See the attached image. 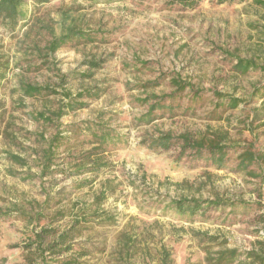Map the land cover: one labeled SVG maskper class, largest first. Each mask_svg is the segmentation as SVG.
I'll list each match as a JSON object with an SVG mask.
<instances>
[{"label": "rangeland", "instance_id": "rangeland-1", "mask_svg": "<svg viewBox=\"0 0 264 264\" xmlns=\"http://www.w3.org/2000/svg\"><path fill=\"white\" fill-rule=\"evenodd\" d=\"M193 1L28 0L25 20H0V264H211L219 250L252 248L264 179L238 156L264 147V0ZM70 33L80 39L48 49ZM238 60L257 68L240 73ZM171 78L204 101L162 99ZM23 84L45 90L25 96ZM216 93L238 106L214 107ZM158 103L154 120L137 121ZM86 126L116 140L81 158L98 145ZM167 133V148L149 146ZM182 135L216 140L227 156L217 165L204 149L181 155ZM54 136L62 144L46 165ZM182 198L226 204L190 215L169 206ZM60 233L73 239L40 254ZM232 264L252 262L241 254Z\"/></svg>", "mask_w": 264, "mask_h": 264}, {"label": "trees", "instance_id": "trees-1", "mask_svg": "<svg viewBox=\"0 0 264 264\" xmlns=\"http://www.w3.org/2000/svg\"><path fill=\"white\" fill-rule=\"evenodd\" d=\"M28 0H0V20L4 21L8 26H15L18 22L26 19V2ZM50 0H31V2L34 5H41ZM94 3H111L116 0H90ZM181 4H193V0H177ZM230 0H217V2L222 3ZM260 5H264V1H257ZM80 33H70L66 35H62L58 38H54L50 44L48 45V49L50 51H55L58 49L62 43L69 39V38H79L80 39ZM86 39V38H85ZM239 61V68L238 71L240 73H247L251 69H256L257 67L254 66L250 61ZM1 76V75H0ZM1 78V77H0ZM172 87L175 88V91L172 93H169L165 96H162L167 99H171L172 101L180 99L183 94L187 95V109H190L192 106H196L197 102L200 103L204 101L205 95H199L198 91H193L192 89L188 88L185 83H180L177 79H172L169 82ZM264 89V88H263ZM45 88L40 87L37 85H30V84H23L21 87L22 94L29 97H34L42 94L44 92ZM260 88H255V93H260ZM217 98L221 95L218 93L214 94ZM262 97H264V90L260 94ZM65 96H69V93H66ZM150 96L149 95L148 99ZM147 99V100H148ZM147 100L142 99L139 102H147ZM239 99L231 98V97H219L216 102L214 103V107L222 108L224 109H233L238 106ZM162 108V104H151L148 107V110L141 114L137 121L140 123H149L150 121L154 120L152 118L153 111L158 108ZM170 107V105H168ZM217 109L212 112V114H218ZM218 118H220V115H217ZM85 130H88V134L91 135V142L92 143H98L97 147H94L92 149H89L88 151H85L82 153L81 158H90L92 155H98L99 152H104L107 150L109 144H113V142L116 140L115 136L112 133H109L107 131H104L103 129L99 131L98 129H92L91 126H86ZM82 137H85L84 134H81ZM182 140L184 141V145L181 148L180 154L183 155L185 153L186 148H192L194 152L199 153L202 149H204L209 156L210 160L217 163V165H221V163L224 161L227 152V148L220 144L216 140H208L207 143H204L202 140H191L187 135H182ZM90 140V139H89ZM172 141V137L170 134H161L160 136L153 137L150 141L149 146L150 147H160V148H167ZM82 143V142H81ZM62 142H58V137H53L49 147H47L45 151V160L46 165L50 163V159L52 158L54 154V147H59L58 145H61ZM74 147L69 141L65 144L64 150L69 151ZM232 148V147H230ZM96 150H98L96 152ZM198 151V152H197ZM238 158L239 164L243 167H248L250 164L256 163L258 165H261L260 168V175L259 177H262L264 179V147L262 150H258L256 153H251L249 150L243 151L239 154ZM97 166L94 168H89V170H100V159H96L93 161ZM81 169L85 168H79L76 171H80ZM90 183V180H82L77 182L78 188H82ZM221 204H226L225 202H220L217 200H200L197 198H182V199H171L169 206L175 209H178L179 211L183 213H189L197 214V213H203L206 209H208L211 206H219ZM228 206H233V204L229 203ZM260 222L263 223L264 227V213L259 217ZM259 237L258 239L254 240L252 243V248L248 251H245L243 254L248 260L252 262V264H264V231L258 233ZM73 238H68L65 233H60L58 236H56L55 241L51 242L50 244L46 245L45 249L42 251L39 250V246L41 244V236L35 235L34 242H36V247L38 248V251H40V254H44L45 251H50L54 247H58L59 245H66L68 244ZM33 242V243H34ZM63 251H68L69 246L63 247ZM239 254L235 249H222L214 253L213 258H209L211 264H232V262L239 256ZM82 255V254H81ZM80 255V256H81ZM42 257V256H41ZM42 260V258H41ZM58 264H77L76 261L70 258H63L60 261L57 262ZM42 264V263H40Z\"/></svg>", "mask_w": 264, "mask_h": 264}]
</instances>
